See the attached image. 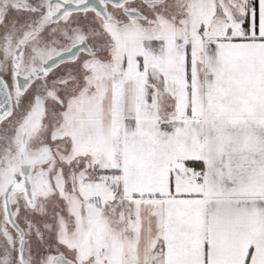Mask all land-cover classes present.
<instances>
[{
    "label": "snow or ice",
    "instance_id": "6c2138e0",
    "mask_svg": "<svg viewBox=\"0 0 264 264\" xmlns=\"http://www.w3.org/2000/svg\"><path fill=\"white\" fill-rule=\"evenodd\" d=\"M0 264H264V0H0Z\"/></svg>",
    "mask_w": 264,
    "mask_h": 264
}]
</instances>
